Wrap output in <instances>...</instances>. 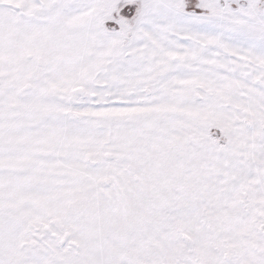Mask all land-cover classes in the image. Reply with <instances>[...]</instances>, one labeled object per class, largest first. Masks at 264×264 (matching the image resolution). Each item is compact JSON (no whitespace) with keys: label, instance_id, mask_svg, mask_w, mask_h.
<instances>
[{"label":"snow or ice","instance_id":"1","mask_svg":"<svg viewBox=\"0 0 264 264\" xmlns=\"http://www.w3.org/2000/svg\"><path fill=\"white\" fill-rule=\"evenodd\" d=\"M0 264H264V0H0Z\"/></svg>","mask_w":264,"mask_h":264}]
</instances>
